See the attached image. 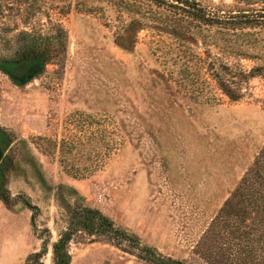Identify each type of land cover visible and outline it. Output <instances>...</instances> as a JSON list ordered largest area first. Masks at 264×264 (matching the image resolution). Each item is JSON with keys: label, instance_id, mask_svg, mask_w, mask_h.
Listing matches in <instances>:
<instances>
[{"label": "rangeland", "instance_id": "374dc122", "mask_svg": "<svg viewBox=\"0 0 264 264\" xmlns=\"http://www.w3.org/2000/svg\"><path fill=\"white\" fill-rule=\"evenodd\" d=\"M157 1L0 0V58L16 51L21 32L59 25L67 34L64 59L27 86L0 72V128L13 140L3 158L12 160L13 206L0 201V264H25L44 229L58 239L67 222L61 186L162 256L208 264L197 245L264 146V74L237 85L242 98L232 102L213 73L227 66L239 82L240 70L264 66V42L233 55L216 46L224 43L215 27L170 6L257 18L264 0ZM167 17L191 25L193 37L169 34ZM130 23L137 32L126 52L116 41ZM25 204L39 209L36 228ZM70 252L71 264H148L84 237Z\"/></svg>", "mask_w": 264, "mask_h": 264}, {"label": "trees", "instance_id": "16d2710c", "mask_svg": "<svg viewBox=\"0 0 264 264\" xmlns=\"http://www.w3.org/2000/svg\"><path fill=\"white\" fill-rule=\"evenodd\" d=\"M182 4L190 6L185 2ZM170 9L188 13V17L202 25L215 27L217 29L215 36L224 43V45L217 43L216 46L218 48L230 46V53L233 55L244 57L245 55L239 51V46H254L259 41L264 42V39H258L260 31L264 30V16L208 19L198 10L197 13H192L177 5H171ZM162 25L176 38L193 37L191 25H186L175 17H167V21ZM136 32L134 23H130L124 35L117 39V46L126 52H132ZM66 47L67 34L59 25H52L48 34L40 31L21 32L16 37V51L8 57L0 58V72L8 76L16 86L25 87L41 77L48 65L61 62ZM220 68L221 71L213 73L214 80L219 90L232 102H238L242 98V91L237 85L248 83L264 74V66L254 68L248 73L240 70L239 82H235L234 78H229L226 73L231 71L229 67ZM12 143L11 137L0 128V150L5 152ZM11 164L12 160L8 158L0 163V201L8 209L13 206L10 192L6 188ZM42 182L46 186L45 181ZM57 189L59 202L67 215L66 227L55 242H52L48 229L41 231L39 238L42 240V248L39 252L29 255L25 264H46L44 259L49 254H51V264H71L70 247L79 237L103 240L148 264H188L164 257L156 249L142 245L138 237L116 226L100 211L84 205L83 199L75 189L62 186ZM60 191H67L68 198L75 197L73 199L75 201L67 202ZM25 205L33 213L32 223L36 228L39 209ZM197 249L208 264H264V146L211 222Z\"/></svg>", "mask_w": 264, "mask_h": 264}, {"label": "water", "instance_id": "95a60500", "mask_svg": "<svg viewBox=\"0 0 264 264\" xmlns=\"http://www.w3.org/2000/svg\"><path fill=\"white\" fill-rule=\"evenodd\" d=\"M3 158H4V152L0 151V163L2 162Z\"/></svg>", "mask_w": 264, "mask_h": 264}, {"label": "flooded vegetation", "instance_id": "af4514ba", "mask_svg": "<svg viewBox=\"0 0 264 264\" xmlns=\"http://www.w3.org/2000/svg\"><path fill=\"white\" fill-rule=\"evenodd\" d=\"M1 151V150H0Z\"/></svg>", "mask_w": 264, "mask_h": 264}]
</instances>
